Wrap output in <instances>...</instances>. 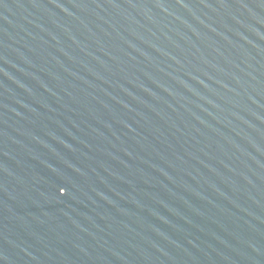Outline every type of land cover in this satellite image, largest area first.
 <instances>
[{"label":"water","instance_id":"obj_1","mask_svg":"<svg viewBox=\"0 0 264 264\" xmlns=\"http://www.w3.org/2000/svg\"><path fill=\"white\" fill-rule=\"evenodd\" d=\"M0 264H264V0H0Z\"/></svg>","mask_w":264,"mask_h":264}]
</instances>
